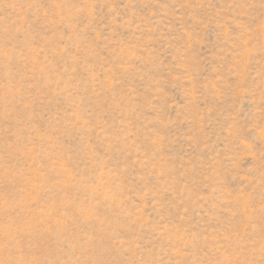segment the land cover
I'll use <instances>...</instances> for the list:
<instances>
[{
	"label": "rangeland",
	"instance_id": "374dc122",
	"mask_svg": "<svg viewBox=\"0 0 264 264\" xmlns=\"http://www.w3.org/2000/svg\"><path fill=\"white\" fill-rule=\"evenodd\" d=\"M0 264H264V0H0Z\"/></svg>",
	"mask_w": 264,
	"mask_h": 264
}]
</instances>
